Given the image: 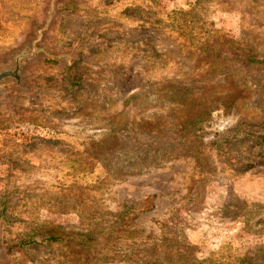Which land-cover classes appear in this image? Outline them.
<instances>
[{
	"label": "rangeland",
	"instance_id": "374dc122",
	"mask_svg": "<svg viewBox=\"0 0 264 264\" xmlns=\"http://www.w3.org/2000/svg\"><path fill=\"white\" fill-rule=\"evenodd\" d=\"M47 22L0 94V264H264V0H0V64Z\"/></svg>",
	"mask_w": 264,
	"mask_h": 264
},
{
	"label": "trees",
	"instance_id": "16d2710c",
	"mask_svg": "<svg viewBox=\"0 0 264 264\" xmlns=\"http://www.w3.org/2000/svg\"><path fill=\"white\" fill-rule=\"evenodd\" d=\"M165 130L167 129H161L158 130L157 132L162 134ZM119 131H111L110 135L107 137V141L103 142V143H98L97 147L98 149L103 152L106 156V158H110L112 155H115L119 152L118 148V144H119V140H120V136L117 135ZM180 133H177L176 135H178ZM166 136V134H164ZM129 138V137H128ZM157 138V135H156ZM160 143L161 140H159ZM158 142V140H157ZM171 145L174 146V149L177 150V152L179 151L180 154H185V152H191V151H195L196 148L193 144H191V142H187L186 140L182 139V138H176V141H174ZM99 160V159H97ZM110 161H116L115 162V166L118 165V163L120 161H118L119 159L116 157H112L109 159ZM195 198H191L188 202V204H186L183 209L186 210V213H193L195 212V210H198V205H196L198 202L200 204L201 200H202V195L201 192L200 193H195ZM199 199L197 202L196 200ZM194 200V202H193ZM196 202V203H195ZM184 216L181 214V209L180 208H175L173 211H171L170 215L168 218L162 220L159 222L160 225V229H161V243L160 245L165 246L168 245L167 242L170 241L169 239H172L174 244L179 245L181 248H183L186 251H192V249L195 248L194 245L190 244L189 242L186 241V239L184 240V235L181 232V237H183V239L180 238V234L178 232L182 231L184 229V226H181V224L184 223ZM64 234V233H62ZM85 237L86 233H81V235H79L78 237ZM74 237H67V239H73ZM179 239H181V241H179ZM48 240H62L61 236H56V235H51V237H48ZM146 248H149L155 252H157L159 250L158 245L152 246L150 244H146ZM214 263L217 264H238L235 262V260H232L229 256L228 260L225 259L223 260V256H220L218 259L214 260ZM240 264V263H239ZM261 264V263H258Z\"/></svg>",
	"mask_w": 264,
	"mask_h": 264
},
{
	"label": "water",
	"instance_id": "95a60500",
	"mask_svg": "<svg viewBox=\"0 0 264 264\" xmlns=\"http://www.w3.org/2000/svg\"><path fill=\"white\" fill-rule=\"evenodd\" d=\"M48 24L44 23L43 26L37 30L36 37L32 39L29 44L14 50L8 59L0 64V94L5 90L10 83H13L17 88H22L24 78V67L28 61L37 58L41 53L47 56L62 58L61 55H54L49 53L40 41L44 31L48 28Z\"/></svg>",
	"mask_w": 264,
	"mask_h": 264
}]
</instances>
